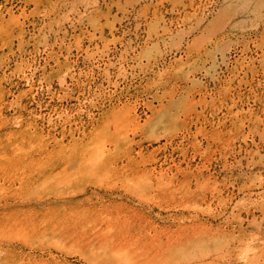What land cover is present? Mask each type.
Segmentation results:
<instances>
[{
	"label": "rangeland",
	"instance_id": "obj_1",
	"mask_svg": "<svg viewBox=\"0 0 264 264\" xmlns=\"http://www.w3.org/2000/svg\"><path fill=\"white\" fill-rule=\"evenodd\" d=\"M0 264H264V0H0Z\"/></svg>",
	"mask_w": 264,
	"mask_h": 264
}]
</instances>
